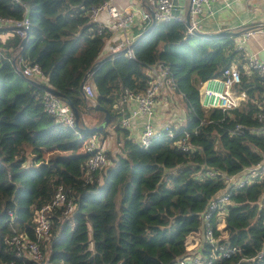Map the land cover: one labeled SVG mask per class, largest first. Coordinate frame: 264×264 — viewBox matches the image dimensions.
Listing matches in <instances>:
<instances>
[{"label":"trees","instance_id":"obj_1","mask_svg":"<svg viewBox=\"0 0 264 264\" xmlns=\"http://www.w3.org/2000/svg\"><path fill=\"white\" fill-rule=\"evenodd\" d=\"M25 1L29 38L11 37L7 48H0V264H170L188 251L193 234L203 226L208 202L227 186L221 175L206 176L205 166L237 174L264 157V134L246 128L231 134L238 122L258 124L256 113L264 105V80L258 72H242L236 83V90L248 95L239 107L205 108L200 100L203 80L221 76L232 62H244L245 51L237 48L236 36L264 26V21L204 35L190 33L177 18L151 20L147 28L135 31L133 56L117 50L100 57L112 30L93 21L90 10L106 0ZM24 12L15 0H0V14L22 17ZM19 54L39 63L60 97L74 103L79 126L46 109V86L22 74L12 60ZM158 61L170 66L188 117L174 127V135L162 134L144 146L122 124L129 112L119 102L127 89L144 91L150 78L147 68ZM93 65L96 100L110 111L109 123L101 129L97 126L106 112L82 89ZM87 112L99 115L87 123ZM110 126L121 150L111 165L93 171L86 181L90 152L84 149L85 140L93 134L105 139ZM185 131L194 145L189 150L181 144ZM107 152L110 160L111 150ZM60 185L75 199L76 209L67 214L62 205L50 211L52 228L42 241L43 259L18 254L12 237L36 238L38 211ZM263 191L264 175L257 176L232 190L222 228H216L220 217L213 216L220 244L240 248L213 264H234L261 250ZM204 251L209 253L211 245L205 244ZM240 264H264V254Z\"/></svg>","mask_w":264,"mask_h":264},{"label":"built area","instance_id":"obj_2","mask_svg":"<svg viewBox=\"0 0 264 264\" xmlns=\"http://www.w3.org/2000/svg\"><path fill=\"white\" fill-rule=\"evenodd\" d=\"M15 1L25 7V12L22 17L0 14V48H7V41L11 37H18L20 39L27 37L31 28L30 18L28 16L29 4L25 0ZM112 1L106 0L99 5L92 6L90 17L93 21H97L100 27H107L114 33L122 31L120 42L114 50L126 47V54L129 56H133L134 52L132 47H130L133 40H130L127 32L133 28L136 19H138L137 25L145 29L148 27L147 24H150L151 20L154 18H156V20L177 18L187 24L190 33L196 34L201 31L203 17L206 14L212 13V10H209V8L213 1H221L226 4L233 2V0H190V16L187 22V16L184 12L181 15H175L173 13V8L175 6L174 0H149L148 7L137 5L132 10L120 7ZM206 7H208V9H206ZM103 10H108L110 17L113 19L112 22L108 23L99 20V14ZM258 31L263 32V29L249 28L236 36L235 41L237 48L246 51L245 60L241 65H238L237 62H232L223 69L221 76L210 78L202 82L200 96L201 102L205 108H221L224 111H230L241 106L242 101L247 99V92L237 91L235 85L241 80L242 72H258L264 80V60L259 56L257 50L248 51V39ZM15 64L23 74L37 77L40 80L45 76L39 63L31 62L22 55L15 58ZM147 71L150 78L144 91L135 92L127 89L119 103L122 106L121 109L124 110L127 109L128 102L134 99L137 102L135 114L140 113L147 117L144 128L137 139V141L144 146H148L155 137L162 134L174 135V127L179 126L183 119L178 112H174L171 121L166 122L161 127L155 126L153 118L156 116L157 96L163 87L171 88L173 91L176 90V82L172 77L170 66L162 61L150 64ZM84 89L88 98L92 100L96 99L98 93L92 82H86L84 84ZM181 94L183 95V93ZM44 103L49 112L59 116L66 124L77 127L76 116L73 109L59 95L47 90ZM256 118L258 124L254 126L247 125L246 123H236L231 130V134L241 133L244 128L252 133L264 134V106H261V109L256 113ZM121 122L124 126L128 127L131 124L129 115L122 116ZM173 122L178 123V125H174ZM76 132L80 134L78 129ZM181 144L185 150L193 148L194 145L190 141L189 131H185L181 138ZM84 149L90 152L86 163L89 173L86 177V181H89L93 171L108 164L109 156L107 148L101 144L100 138L97 135H92L85 141ZM203 173L210 177L223 176L227 179V186L216 193L208 202L202 214L203 237L200 241V245L197 247L188 245V251L170 264H213L216 258L230 256L233 252L240 250L238 246L220 244L221 236H217L215 231L216 228L219 229L224 226L223 219L226 214L225 209L226 205L230 203L232 190L253 181L257 176L264 175V157L257 165L249 167L237 174H229L213 166H205ZM261 201L264 203V191L261 196ZM62 205L65 206L64 212L67 214L76 209L75 199L69 197L68 190L64 185H60L53 199L39 209L36 218V238L26 237L22 234H15L12 237L11 243L16 247L18 254L25 253L28 257L38 260L45 257L42 241L52 228L50 211L54 207ZM215 214L220 217V222L217 224L216 228L212 223V218ZM226 243H228V241H226ZM205 244L211 245V251L209 253L204 251ZM263 254L264 245L257 254L250 257H242L234 264H240L243 260L252 263L253 260L262 257Z\"/></svg>","mask_w":264,"mask_h":264},{"label":"crops","instance_id":"obj_3","mask_svg":"<svg viewBox=\"0 0 264 264\" xmlns=\"http://www.w3.org/2000/svg\"><path fill=\"white\" fill-rule=\"evenodd\" d=\"M112 1V0H111ZM117 5L120 7H125L128 10L134 9L137 5L146 7L149 5V0H146V6L143 2V0H113ZM112 1V2H113ZM188 2V0H187ZM208 9V7H206ZM209 10H212L211 14H206L201 23V31L204 32H217L220 30H226V29H235L239 26L246 25L251 22H257V21H264V0H233L230 4H226L225 2L221 1H213L210 5ZM208 10V11H209ZM99 20L102 22H112V18L109 15L108 10H103L99 14ZM138 19H136V22L132 29H130L127 34L129 35L130 40L132 41L134 38L137 37V34L135 31L140 28V26L137 25ZM256 29H263V32H256L253 35V38L257 40L258 45L252 44L250 40L252 38L248 39V51H259L264 48V26L257 27ZM122 31H118L113 33L105 43L106 47L104 46L103 49H106L107 53H113L115 52L114 48L118 45L120 42V39L122 37ZM246 52V51H245ZM247 73V72H245ZM251 74V73H248ZM47 79V77H46ZM176 90H172L168 87H163L159 95L157 96V110H156V116L153 118L154 124L156 127H161L163 124H165L168 121H171L173 117L174 112H178L181 117L183 118L181 120V123L186 119L187 117V103L186 100H184L181 93L177 92ZM176 95L180 96L182 100H184L185 107H180V103ZM248 98V95H247ZM264 106V105H263ZM122 107V106H121ZM137 107L136 100H130L127 104V110L129 112V117L131 120V124L128 126L131 130V135L133 134V137H138L141 130L144 128V123L147 119V117L143 114L137 113L135 114V109ZM92 115H89L85 113L84 119L87 123H89V120L92 118ZM174 125H178V123L173 122ZM110 130H113V127H109ZM114 132V131H112ZM136 134V135H135ZM98 136V135H97ZM100 138L101 144L107 145V137L105 139H102V136H98ZM137 140V138H136ZM110 149V148H107ZM223 222H225V218L223 219ZM200 235L199 241L195 242L196 239L193 237V241H191L188 245L191 246H198L200 241L202 240V234H199L198 232H195L194 235Z\"/></svg>","mask_w":264,"mask_h":264},{"label":"water","instance_id":"obj_4","mask_svg":"<svg viewBox=\"0 0 264 264\" xmlns=\"http://www.w3.org/2000/svg\"><path fill=\"white\" fill-rule=\"evenodd\" d=\"M174 1H175V6L173 8V13L175 15H181L184 12V10H185V6H186V3H187V0H174ZM186 16H187V22H188V18L190 16V4H189V6L187 8ZM155 19L156 18H154L153 22L156 21ZM224 32H229V31L228 30H220V31H217V32H212V33L211 32H203V31H200L199 33L204 34V35H221ZM28 38H29V34H28L27 37H25L23 39V41L27 40ZM135 42L136 41H134L131 44V47L135 44ZM259 56L264 60V48H262L259 51ZM94 68H95V65H93L92 68L87 72V74H86V76H85V78H84V80L82 82V89H83V85L85 84V82L91 78V73L93 72ZM45 86H46V88L48 90H50V91H52V92L60 95V92L58 90H56L53 86L47 85V84H45ZM66 101L72 107V109H73V111L75 113V116H76V125L79 126L80 114H79L76 106L74 105V103L71 100L67 99ZM95 107L97 109H99V110H103V111L106 112L105 119L97 126L98 129L105 128L108 125V123H109L110 111L106 107H104L103 105H101L99 102H97L95 104ZM84 129L85 130H91V129H94V128L93 127H90V126H85Z\"/></svg>","mask_w":264,"mask_h":264},{"label":"rangeland","instance_id":"obj_5","mask_svg":"<svg viewBox=\"0 0 264 264\" xmlns=\"http://www.w3.org/2000/svg\"><path fill=\"white\" fill-rule=\"evenodd\" d=\"M189 4H190V0H188V2L186 3V6H185V10H184V14H186V11H187V8H188V6H189ZM250 38H252L251 40H250V42L252 43V44H257L258 45V42H257V40L256 39H254L253 38V36H251ZM108 42H106V44H107ZM105 47H106V45H105ZM108 51L106 50V49H103L102 50V52H101V55H100V57H103V56H105V55H107V54H109V53H107ZM42 80L44 81V82H47V80H46V76H43L42 77ZM174 93H176L177 94V92H174ZM176 97L178 98V100H179V103H180V107H185V104H184V100H182L181 99V97L180 96H178V95H176ZM186 109H187V107H186ZM187 112V111H186ZM87 114H89V115H92V116H94V115H96V116H98L99 114L98 113H89V112H87ZM124 116V115H123ZM95 117H92L90 120H89V122H93V121H95ZM112 131H114V130H111L110 131V133H109V135H107L106 137H107V145H108V147H106L105 145H103L104 147H106V148H110V150H111V153H112V157L110 158V160H109V162H108V165L106 166V167H108L109 166V164L111 165V163H112V161H111V159L113 160L114 159V157H117V155H118V152L121 150L120 149V144L118 143V141H117V138H116V135H115V132H112ZM142 131V130H141ZM141 133V132H140ZM93 135H96V134H93ZM136 135V134H135ZM92 136V135H91ZM90 136V137H91ZM98 136H101V135H99L98 134ZM132 136H133V134H132ZM139 136H140V134H139ZM139 136L137 137H135V139L137 138H139ZM105 137V138H106ZM102 138V137H101ZM102 142V141H101ZM105 167V168H106ZM199 234H202V232H203V230H202V228L199 230V231H197ZM223 236H227V233L226 232H223ZM195 239H196V241L195 242H197V241H199V239H200V235H198V234H196V235H194L193 236ZM200 245V243L198 244V246Z\"/></svg>","mask_w":264,"mask_h":264},{"label":"clouds","instance_id":"obj_6","mask_svg":"<svg viewBox=\"0 0 264 264\" xmlns=\"http://www.w3.org/2000/svg\"><path fill=\"white\" fill-rule=\"evenodd\" d=\"M153 20H154V19H153ZM155 20H156V19H155ZM96 22H97V21H96ZM199 32H200V31H199ZM203 32H204V31H203ZM113 33H114V32L112 31V35H113ZM238 35H239V34H238ZM29 36H30V30H29ZM23 39H24V38H23ZM23 39H22V40H23ZM134 39H135V38H134ZM134 39H133L132 43L134 42ZM132 43H131V44H132ZM130 47H131V45H130ZM118 50H125V51H126L127 48L124 47V48H121V49H118ZM115 51H117V50H115ZM245 54H246V52H245ZM258 54H259V53H258ZM19 55H21V54H19ZM19 55H16L15 58L18 57ZM15 58L12 59L13 62H14V64H15ZM15 65H16V64H15ZM22 74H23V73H22ZM25 75H26V74H25ZM44 75H45V74H44ZM28 76H29V75H28ZM45 76H46V75H45ZM31 77H33V76H31ZM46 77H47V76H46ZM36 78H37V77H36ZM212 78H214V77H212ZM209 79H210V78H209ZM39 80H40V79H39ZM46 80H47V82H44L43 80H40V81H41L43 84H47V85H51V86H53V84H51V83L49 82L48 77H47ZM206 80H207V79H206ZM88 81H89V82H92L91 78H90L89 80H87L86 82H88ZM203 81H205V80H203ZM203 81H202V82H203ZM86 82H85V83H86ZM202 82H201V84H202ZM92 83H93V82H92ZM93 84H94V83H93ZM201 84H200V87H201ZM53 87H54V86H53ZM54 88H55V87H54ZM47 90H48V89L46 88V91H47ZM83 91H84V94H85V96H86L85 89H84V85H83ZM97 93H98V92H97ZM57 95H58V94H57ZM59 96H60V95H59ZM182 96H183V98H184V95H182ZM86 98H88V97L86 96ZM88 99H90V98H88ZM96 99H97V97H96ZM96 99H95V100L90 99V100L93 101V102L95 101V103H97L98 101H97ZM64 100H65V99H64ZM184 100H185V98H184ZM200 100H201V96H200ZM65 101H66V100H65ZM66 102H67V101H66ZM67 103H68V102H67ZM119 103H120V102H119ZM201 103H202V102H201ZM68 104H69V103H68ZM69 105H70V104H69ZM120 105H121V104H120ZM202 105H203V104H202ZM71 108H72V107H71ZM187 117H188V115H187ZM187 117H186V119H187ZM186 119H185L183 122H185ZM183 122H182V123H183ZM182 123H181V124H182ZM96 135H98V134H96ZM87 139H88V138H87ZM87 139H86V140H87ZM86 140H85V141H86ZM84 146H85V145H84ZM107 150H108V149H107ZM187 246H188V245H187ZM187 248H188V247H187Z\"/></svg>","mask_w":264,"mask_h":264}]
</instances>
